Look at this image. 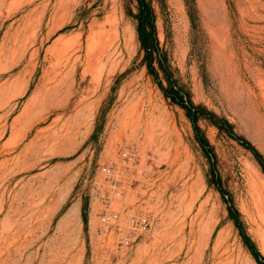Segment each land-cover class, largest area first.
I'll return each mask as SVG.
<instances>
[{
  "label": "rangeland",
  "instance_id": "1",
  "mask_svg": "<svg viewBox=\"0 0 264 264\" xmlns=\"http://www.w3.org/2000/svg\"><path fill=\"white\" fill-rule=\"evenodd\" d=\"M152 3L170 75L239 138L201 119L207 156L136 0H0V264H259L230 203L264 256V0Z\"/></svg>",
  "mask_w": 264,
  "mask_h": 264
},
{
  "label": "trees",
  "instance_id": "2",
  "mask_svg": "<svg viewBox=\"0 0 264 264\" xmlns=\"http://www.w3.org/2000/svg\"><path fill=\"white\" fill-rule=\"evenodd\" d=\"M138 11L134 15L137 20V33L141 43L142 49L145 52V63L148 72L153 76L154 80L158 83L159 87L163 91L166 98L170 99L173 103L179 105L184 109L186 116L192 122L195 136L198 142L201 144L205 153L208 157L212 158L215 156L213 149L211 148L210 142L204 134L199 121L206 119L216 125L221 131H226L230 135L237 137L233 131V124L224 117H219L213 111L207 109L202 104H196L190 93L185 91L180 85H178L170 75L168 67L166 66L160 53H158L159 39L156 28V15L153 7L152 0H136ZM163 74V77L161 76ZM163 78L167 80L168 85H165ZM254 154H256L258 160L264 166V161L260 153L250 145L246 143ZM210 149V152L208 149ZM217 188L220 190L223 197L227 196V193L221 187L219 183H216ZM230 217L234 219L236 225L239 227L245 244L250 248L252 254L256 258L259 264H264V256L260 253L256 244L251 237L246 233L242 222L240 220L239 211L233 207L230 203L229 207Z\"/></svg>",
  "mask_w": 264,
  "mask_h": 264
},
{
  "label": "built area",
  "instance_id": "3",
  "mask_svg": "<svg viewBox=\"0 0 264 264\" xmlns=\"http://www.w3.org/2000/svg\"><path fill=\"white\" fill-rule=\"evenodd\" d=\"M124 158L133 159L135 154L130 153L127 149L123 152ZM102 171L108 175L112 176L115 172V167L112 164H107L102 167ZM118 219L117 212L104 213L102 216V220L105 223H111ZM151 226L150 216L147 214H131L129 217V227L128 234L122 238V241L125 243H129L130 241L136 239L143 232L147 231ZM119 228L120 225H119Z\"/></svg>",
  "mask_w": 264,
  "mask_h": 264
},
{
  "label": "bare ground",
  "instance_id": "4",
  "mask_svg": "<svg viewBox=\"0 0 264 264\" xmlns=\"http://www.w3.org/2000/svg\"><path fill=\"white\" fill-rule=\"evenodd\" d=\"M104 37H105V36H104ZM88 41H89V40H88ZM112 45H113V43H112ZM110 49H111V46H110ZM110 49H109V47H108V48L106 49V51L108 52ZM111 50H112V49H111ZM108 53H109V52H108ZM102 54H103V53H102ZM109 54H110V53H109ZM111 55H112V54H111ZM111 55H110V56H111ZM110 59H111V58H110Z\"/></svg>",
  "mask_w": 264,
  "mask_h": 264
}]
</instances>
